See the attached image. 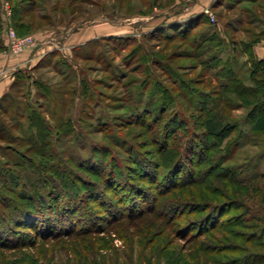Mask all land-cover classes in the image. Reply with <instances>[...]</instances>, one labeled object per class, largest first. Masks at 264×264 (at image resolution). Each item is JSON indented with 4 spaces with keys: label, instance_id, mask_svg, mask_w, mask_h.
<instances>
[{
    "label": "rangeland",
    "instance_id": "rangeland-1",
    "mask_svg": "<svg viewBox=\"0 0 264 264\" xmlns=\"http://www.w3.org/2000/svg\"><path fill=\"white\" fill-rule=\"evenodd\" d=\"M224 1L0 0L3 54L42 52L0 101V133L10 134L0 141V211L38 188L73 215L71 227L52 221V233L43 218L40 231L13 224L10 234L0 219V264H264V117L242 126L251 142L242 138L238 150L206 151L213 132L242 123L251 107L246 99L234 110L241 103L223 86L236 74L253 85L246 47L264 41V0H229L232 9ZM22 5L34 12L15 14ZM199 14L217 30L203 23L189 39H161ZM26 107L49 127L44 144L22 116ZM61 119L72 129L58 130ZM154 197L161 214L138 216ZM63 229L77 234L56 236Z\"/></svg>",
    "mask_w": 264,
    "mask_h": 264
},
{
    "label": "trees",
    "instance_id": "trees-1",
    "mask_svg": "<svg viewBox=\"0 0 264 264\" xmlns=\"http://www.w3.org/2000/svg\"><path fill=\"white\" fill-rule=\"evenodd\" d=\"M257 0H248L249 3H254ZM219 2V1H217ZM224 3H228L227 9H232L234 5H231V2L228 1H224ZM242 2H239L238 4H241ZM218 3L215 2V5H217ZM222 4V2L220 3ZM34 8V7H32ZM32 8H28L26 9V6L23 7V5L21 6V8H14L15 10V14L19 15L21 17V12L27 11L28 13H33L34 9ZM32 9V10H31ZM14 18V16H13ZM208 21V22H207ZM203 23H208L212 26V31L215 32V30H217L218 28V23L215 22H210V19L208 20V17H206L205 14H199L196 18H192L190 19L187 23L183 24V26L181 27H174L172 30L174 31V35L172 34H167L165 38H161V39H166L167 41L172 39V38H178V37H182L185 39H189L191 36V34L194 32L195 29H198ZM178 28V29H177ZM127 39V38H126ZM210 39V38H209ZM208 39V40H209ZM210 42H215V39H210ZM125 45H126V41H124ZM260 43V41H253L251 43L247 44V55L249 56V60H250V65L252 67L251 72H250V79L253 81V85L252 86H248L245 85V83H243V81L240 79L239 75H231V77L228 80V83L224 84V90L225 92L228 91H232V93H234L237 96V99L239 100V102L241 103L238 104L237 103V107L234 108V110H239L242 107V103H244V101L247 99L252 100V105L251 107L248 109L246 116L243 119V122L240 123L239 120H236L234 122H227L225 123V125L221 128V130L219 132H213L212 136H213V143L211 144V146L206 148L207 153L211 150L210 148H217L218 146L221 147L223 145V143H225L222 146V149H228L231 146L234 148H236L238 150V148L240 147V141L242 138L244 137L243 134V127L247 124H249V121H255L257 122L260 118L264 117V101L259 100V95H261L264 92V59H259L255 54H254V46L256 44ZM218 44H220V40H218ZM201 47V45L199 46V48ZM143 49V48H142ZM140 47H137L132 54L137 55L139 53ZM202 54V53H201ZM148 53L146 52L145 56H147ZM133 57V58H134ZM156 57V55H155ZM88 58V57H87ZM132 58V59H133ZM153 59H154V55H153ZM127 61V60H126ZM130 62V61H129ZM154 62V61H153ZM223 71V69L221 70V72ZM171 73V70H170ZM20 74V73H18ZM17 74V75H18ZM183 81H181L182 84V88H184L183 86H185L183 83ZM188 84V83H187ZM190 84V83H189ZM188 84V86L186 87V89H188L189 87H191ZM15 82L12 84L11 89L14 87ZM35 85L40 88L41 90H43V86L40 82L36 81ZM157 86H160L157 84ZM162 87V86H160ZM192 88V87H191ZM190 88V89H191ZM195 87H193L191 90L195 91L194 89ZM185 89V88H184ZM86 93V92H85ZM84 93V94H85ZM7 93L6 95H4L0 101H2L3 99L8 97ZM53 101V99H52ZM214 108H216L215 104L213 103ZM28 106V105H27ZM27 108V107H26ZM27 110H29V113H27L26 109H24V112L22 114L23 118L26 119L25 117H27L28 122L30 123V127L33 129H35L36 133H34L35 135V139L37 142H39L40 144H44L45 143V136L47 135V131H49V127L46 126L44 120L42 119V115L40 113H37L36 109H32L30 111V107L27 108ZM215 109H210L208 112V115H212ZM204 111V110H203ZM202 111V112H203ZM5 113V112H4ZM7 114V112L5 113ZM17 115V114H16ZM65 117V115H64ZM62 117V118H64ZM231 118V117H229ZM72 120L68 119H61L59 122H56L55 127L58 128V130L60 131H69L70 129H72ZM205 124V123H204ZM3 125L1 124L0 121V126ZM17 126V125H16ZM261 131H258V133H263L264 134V129H260ZM255 131V130H253ZM257 132V131H256ZM21 133L23 135H26L27 132L24 128H21ZM51 133V132H50ZM9 133L6 134V136L9 137ZM5 135L0 133V141H5L6 137ZM171 137H168L167 141L170 143ZM254 138H257V135H255ZM246 139V138H245ZM225 140H227V142H225ZM31 142V140H30ZM251 142V138L248 137L246 139V144ZM254 142V141H253ZM33 143H30V145L32 146ZM259 144L264 145L263 141H259ZM241 145V144H240ZM169 146V145H168ZM166 147H167V143H166ZM264 147V146H263ZM173 148V146H172ZM177 146L174 145L173 150L176 151ZM176 153V152H175ZM22 155V154H20ZM180 155H178L176 160H173L171 162V165L168 167L170 170L175 169V167L177 166V164L179 163V157ZM23 157V156H21ZM14 162L16 165L20 164L21 161L16 160L15 158ZM213 158H210V155H207L205 157V160H211ZM223 156L221 157V161H223ZM220 161V159H219ZM13 162V161H12ZM11 160L8 161V163H12ZM219 165L222 163H218ZM219 165H217L216 167H218ZM10 165H8L9 167ZM164 175L166 173H163ZM162 175V177L164 176ZM262 179H264V173L260 176ZM189 184H183V183H179V184H174L172 185L170 188L166 187L165 193L162 194V196H168L171 192L173 191H177V190H181L184 189L186 186H190L191 182H188ZM40 189H33L32 192H34V195H25V194H21L25 199H27L28 201H25V204L20 205L16 208V205H18L17 203H15V206L11 209H9V212L5 213L4 211H0V219L2 221H5V224L8 228V233H12L13 230V224L18 225V224H23V225H28V227L33 228L35 231H40L39 227L42 226L41 223L43 221H39L38 219L43 218L44 221H46V226L48 227V229H46V233H52L53 231H57L58 228H56L55 226H53L54 224H52L55 222H60V221H65L66 223H70L71 225L69 227L72 226V218L73 215H63L61 213V211L59 210L58 207H54V205L49 204L47 202H44V197L37 195V193L39 192ZM41 191V190H40ZM135 199V198H134ZM155 199V200H154ZM152 200L153 203H148L147 201V207L146 210L143 211V209H139V211L137 212L138 216L141 215H146V214H151V215H155V214H161V211H159L161 209V207H163L164 204L160 203L158 204V200L157 198H153ZM128 201H130V203L128 204L129 210L130 211H135L133 208L136 207L133 206V202H131L132 200L129 199ZM179 206H182L181 204ZM217 207V205L215 206ZM138 210V209H137ZM162 210V209H161ZM129 211V212H130ZM132 213V212H131ZM130 216H134L133 214H130ZM41 222V223H40ZM2 224V225H3ZM3 229V230H2ZM0 231V234L2 235V232H5L4 228H2ZM60 229V228H59ZM7 230V229H6ZM45 233V232H43ZM72 234H77L76 232L70 231V230H66L63 229L59 234H56V236H70ZM41 237L42 241H44L46 238ZM49 237V236H48ZM50 237H53V234L50 235Z\"/></svg>",
    "mask_w": 264,
    "mask_h": 264
},
{
    "label": "crops",
    "instance_id": "crops-1",
    "mask_svg": "<svg viewBox=\"0 0 264 264\" xmlns=\"http://www.w3.org/2000/svg\"><path fill=\"white\" fill-rule=\"evenodd\" d=\"M211 2V0H210ZM3 26V21L0 18V27ZM47 34V33H46ZM54 35V34H53ZM52 36V35H50ZM93 39V38H92ZM88 39L86 41L92 40ZM4 33L0 28V46L3 47ZM84 41V42H86ZM52 43V42H51ZM53 44V43H52ZM54 45V44H53ZM3 49H0V99L9 93L12 84L15 81L16 74L28 70L39 62V57L42 52L36 51V55H29L28 53L22 54L18 58H9L3 54ZM254 54L259 59H264V41L254 46ZM38 59H36V58ZM33 59V60H32Z\"/></svg>",
    "mask_w": 264,
    "mask_h": 264
},
{
    "label": "built area",
    "instance_id": "built-area-1",
    "mask_svg": "<svg viewBox=\"0 0 264 264\" xmlns=\"http://www.w3.org/2000/svg\"><path fill=\"white\" fill-rule=\"evenodd\" d=\"M7 40L9 41V46L8 48H12L13 47V44L15 42V33L12 29L8 30V38Z\"/></svg>",
    "mask_w": 264,
    "mask_h": 264
}]
</instances>
